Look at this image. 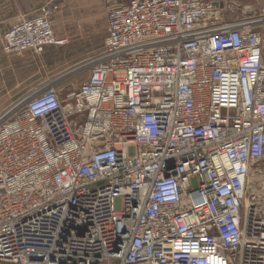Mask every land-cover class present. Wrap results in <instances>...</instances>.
<instances>
[{"label": "built area", "instance_id": "obj_1", "mask_svg": "<svg viewBox=\"0 0 264 264\" xmlns=\"http://www.w3.org/2000/svg\"><path fill=\"white\" fill-rule=\"evenodd\" d=\"M98 1L87 80L0 121V264H264V16ZM56 10L19 16L3 54L55 44Z\"/></svg>", "mask_w": 264, "mask_h": 264}, {"label": "rangeland", "instance_id": "obj_2", "mask_svg": "<svg viewBox=\"0 0 264 264\" xmlns=\"http://www.w3.org/2000/svg\"><path fill=\"white\" fill-rule=\"evenodd\" d=\"M206 1L234 6L238 11L230 14L231 20L246 17L249 10L254 17L264 16V0ZM49 3L57 7L52 17L55 44L45 47L40 55H4L3 34L19 16H33ZM29 7L33 11L17 13ZM106 30L105 4L98 0H0V121L48 83L62 96L76 91L102 61Z\"/></svg>", "mask_w": 264, "mask_h": 264}, {"label": "crops", "instance_id": "obj_3", "mask_svg": "<svg viewBox=\"0 0 264 264\" xmlns=\"http://www.w3.org/2000/svg\"><path fill=\"white\" fill-rule=\"evenodd\" d=\"M32 8H33V10H34V9H35V5H33ZM38 9H39V8H38ZM33 10L29 7L28 9H25V10H23V11L20 10V11H18L17 13H21V12H23V13H25V12L28 13V12L33 11ZM34 11H35V10H34ZM36 11H37V10H36Z\"/></svg>", "mask_w": 264, "mask_h": 264}, {"label": "bare ground", "instance_id": "obj_4", "mask_svg": "<svg viewBox=\"0 0 264 264\" xmlns=\"http://www.w3.org/2000/svg\"><path fill=\"white\" fill-rule=\"evenodd\" d=\"M21 105H22V103H21ZM20 106V105H19Z\"/></svg>", "mask_w": 264, "mask_h": 264}]
</instances>
